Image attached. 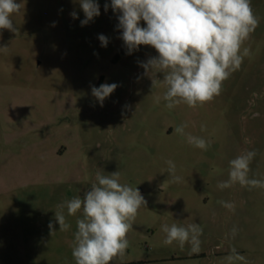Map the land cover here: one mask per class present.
Segmentation results:
<instances>
[{"label":"rangeland","instance_id":"374dc122","mask_svg":"<svg viewBox=\"0 0 264 264\" xmlns=\"http://www.w3.org/2000/svg\"><path fill=\"white\" fill-rule=\"evenodd\" d=\"M17 2L21 10L11 17L17 32L0 30V47H8L0 51V264H75L82 213L65 210L71 227L61 232L55 211L83 197L97 171H119L120 182L147 201L127 234L125 256L113 264H227L233 247L244 257L234 264H264V189L217 187L228 179L229 161L246 150L257 151L250 176L264 180V0H251L260 23L221 94L202 107L172 110L157 102L164 87L152 89L140 67L158 53L142 45L127 54L119 14L104 10L110 0H97L100 15L85 26L78 0ZM74 10L78 19L70 16ZM103 83L118 87L101 106L91 89ZM182 123L211 147L187 143L175 132ZM167 160L180 183L171 182ZM220 200L233 202L235 212ZM173 223L202 227L199 253L162 243L161 226Z\"/></svg>","mask_w":264,"mask_h":264},{"label":"clouds","instance_id":"9594fccd","mask_svg":"<svg viewBox=\"0 0 264 264\" xmlns=\"http://www.w3.org/2000/svg\"><path fill=\"white\" fill-rule=\"evenodd\" d=\"M78 3L85 17L80 21L81 26L100 15L97 0H78ZM21 7L22 3L17 0H0V30L17 32L11 17ZM109 7L119 14L118 28L122 30L120 38L127 54L138 51L142 45L151 46L158 53L140 62V67L151 79L152 89L164 87L157 102L162 99L169 110L181 104L202 107L220 95L224 81L240 69L249 55L245 42L260 23L251 0H110V4H104L105 12ZM70 16L78 19L75 10ZM141 21L146 26H141ZM98 39L102 47L109 43L103 34ZM7 48L0 47V51ZM158 74H162V79ZM117 87L116 83H103L93 86L91 92L103 106ZM187 127V123H182L176 126L175 132L190 145L207 151L210 141L186 132ZM201 131H206L205 124H201ZM256 155L255 149L246 150L231 159L228 179L218 182L217 187L223 190L239 184L249 190L264 189V180L250 176ZM166 163L171 182L180 183L182 177L176 175L175 163L172 160ZM217 203L235 212L233 202ZM145 206L147 201L137 187L120 182L119 171L107 174L97 171L95 182L83 197L75 196L57 205L54 221L59 224V231L65 232L71 227L65 210L68 216L82 213L76 220L71 253L75 264H113L125 256L129 247L127 234L133 229L139 210ZM48 227L53 235L54 223L50 222ZM161 230L165 233L164 245L176 243L180 248L189 245L192 253L201 251L203 229L199 224H163ZM238 231L233 226L230 236L234 239ZM224 259L227 264H234L244 257L233 247Z\"/></svg>","mask_w":264,"mask_h":264}]
</instances>
